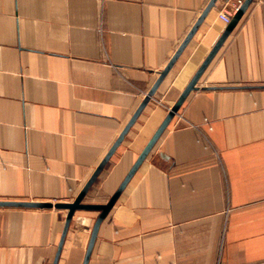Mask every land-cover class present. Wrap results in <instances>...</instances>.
Segmentation results:
<instances>
[{
    "label": "crops",
    "instance_id": "obj_1",
    "mask_svg": "<svg viewBox=\"0 0 264 264\" xmlns=\"http://www.w3.org/2000/svg\"><path fill=\"white\" fill-rule=\"evenodd\" d=\"M211 0H0V200L73 202ZM216 0L83 198L105 204L217 44ZM68 210L0 206V264H54ZM98 209L56 264H83ZM88 264H264V0L100 224Z\"/></svg>",
    "mask_w": 264,
    "mask_h": 264
},
{
    "label": "water",
    "instance_id": "obj_2",
    "mask_svg": "<svg viewBox=\"0 0 264 264\" xmlns=\"http://www.w3.org/2000/svg\"><path fill=\"white\" fill-rule=\"evenodd\" d=\"M215 1L216 0H211L209 2L208 6L206 7L204 12L202 13L199 21L197 22L196 26L188 34L187 38L181 44V46L179 47L177 52L174 54V56L171 58L170 62L166 66V68L161 72L158 80L156 81L154 86L151 88V90L148 92L147 96L145 97V99L143 100V102L139 106L138 110L135 112V114L131 118V120L128 123V125L124 128L123 132L120 134L119 138L116 140L114 145L111 147V149L109 150V152L105 156L104 160L101 162V164L95 170V172L93 173L91 178L88 180V182L82 188L81 192L78 194V196L75 198V200L73 202L52 203V202L0 200V206H9V207H53L54 206L56 208H64V209L68 210L67 217H66V222H65V227H64V230H63V233H62V237H61V240H60V243H59V248H58V252H57V256L55 258L54 264L57 263L58 256L60 254V251H61L64 239H65V236H66V233H67L71 218H72L75 210L83 209V208L84 209H98L100 211V214L98 215V217H97V219H96V221L94 223V226H93V229H92V233H91V237H90V241H89V244H88V247H87V251H86V254H85V258H84V262H83V264H88V260H89L90 255H91V252H92V249H93V245H94L96 236L98 234V230H99L100 224L102 223L103 219L106 217V215L108 214V212L110 211V209L114 205L116 199L118 198V196L120 195V193L122 192L124 187L126 186L127 182L130 180V178L135 173V171L137 170L139 165L146 158V156L148 155V153L150 152V150L152 149V147L154 146V144L156 143V141L158 140V138L160 137V135L162 134L164 129L167 127V125L171 121V119L174 116V114L178 111V109L180 108V106L183 103V101L186 99L188 94L195 88V84L197 83L198 79L200 78L201 74L203 73V71L205 70L207 65L209 64L210 60L212 59V57L214 56L216 51L222 45V43L224 42V40L226 39L228 34L231 32V30L234 28V26L236 25V23L238 22V20L242 16V14L246 11L248 6L252 2V0H245L243 2V4L240 6V8L237 10V12L234 14V16L231 18V20L229 21V24H228L226 30L224 31L223 35L221 36V38L219 39L217 44L214 46V48L212 49L210 54L207 56V58L205 59V61L203 62V64L201 65V67L199 68L197 73L195 74V76L192 78V80L188 84V86L184 89V91L182 92V94L180 95V97L178 98L176 103L169 110L167 116L165 117V119L163 120L161 125L158 127V129L156 130V132L154 133L152 138L149 140L148 144L146 145L144 150L141 152V154L139 155L138 159L133 164L132 168L130 169V171L128 172L126 177L124 178L123 182L121 183L119 188L115 191V193L111 196L109 201L107 203H105V204H87V203H84L83 202V198H84L85 194L87 193V191L89 190V188L92 185V183L94 182V180L96 179V177H97L98 173L100 172V170L102 169L103 165L110 158L112 153L115 151L116 147L120 144L121 140L123 139L124 135L126 134L128 129L130 128V126L134 123V121L136 120V118L138 117V115L140 114V112L142 111L144 106L146 105V103L149 101L150 96L154 94L156 88L158 87V85L160 84V82L162 81V79L164 78L166 73L169 71V69L172 67V65L175 62V60L177 59L178 55L180 54L182 49L186 46L187 42L189 41L190 37L192 36L193 32L195 31L197 25L200 23V21H202V19L204 18L206 13L209 11V9L213 6Z\"/></svg>",
    "mask_w": 264,
    "mask_h": 264
},
{
    "label": "built area",
    "instance_id": "obj_3",
    "mask_svg": "<svg viewBox=\"0 0 264 264\" xmlns=\"http://www.w3.org/2000/svg\"><path fill=\"white\" fill-rule=\"evenodd\" d=\"M245 0H234L233 1V12H236L240 6L243 4ZM220 17L226 21V22H229L232 18V14L228 11H224L222 13H220Z\"/></svg>",
    "mask_w": 264,
    "mask_h": 264
}]
</instances>
